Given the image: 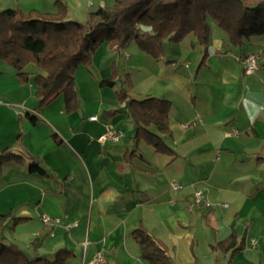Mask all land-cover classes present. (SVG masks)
<instances>
[{
	"label": "crops",
	"instance_id": "1",
	"mask_svg": "<svg viewBox=\"0 0 264 264\" xmlns=\"http://www.w3.org/2000/svg\"><path fill=\"white\" fill-rule=\"evenodd\" d=\"M56 1L79 22L107 7L105 0H96V8L94 0H0V12L52 13ZM129 49L123 60L103 44L88 66L76 69L78 108L71 114L62 97L39 105L34 77L20 83L0 61V152L29 158L1 168L0 215L9 216L0 237L28 258L53 259L65 250V264H90L97 255L101 264H148L131 237L141 227L173 264H264V36L236 48L210 21L207 49L193 37L165 43L160 61ZM247 54L257 59L252 75L237 59ZM119 59L122 75L141 87L131 98L170 102L164 142L171 156L137 142L128 104L122 111L117 104L119 88L100 86ZM122 114L133 125L121 126ZM108 129L122 139L99 142ZM31 163L45 174L29 172ZM171 184L180 189L173 192ZM197 190L211 207L188 209ZM42 215L59 224L44 226ZM231 233L242 250L213 249Z\"/></svg>",
	"mask_w": 264,
	"mask_h": 264
},
{
	"label": "trees",
	"instance_id": "2",
	"mask_svg": "<svg viewBox=\"0 0 264 264\" xmlns=\"http://www.w3.org/2000/svg\"><path fill=\"white\" fill-rule=\"evenodd\" d=\"M54 6L52 13L0 12V61L16 71L20 83L34 77L39 105L62 97L67 114L78 108L76 69L88 66L103 44L119 53L134 45L144 56L160 61L165 43L178 44L193 37L196 44L207 49L210 21L236 48L251 38L264 36V0H114L109 7L90 11L84 22L69 19L64 2L56 1ZM30 64L41 73L28 72ZM111 71V77L100 86L114 88L121 83L116 98L120 104H128L126 115L135 126L134 139L151 147L154 153L171 156L173 153L164 142V137L171 134L170 102L150 96L131 98L122 86L127 84L130 88V80L121 81L125 75L114 65ZM117 114L118 111L111 112L112 116ZM28 159L22 153L4 149L0 152V171L4 164L24 165ZM28 170L45 174L35 163ZM8 216L0 215V235ZM131 237L139 247L140 258L148 264H173L143 228L135 229ZM213 249L233 255L242 250V245L231 233ZM69 256L68 251L60 250L53 259L28 258L0 237V264H65Z\"/></svg>",
	"mask_w": 264,
	"mask_h": 264
},
{
	"label": "built area",
	"instance_id": "3",
	"mask_svg": "<svg viewBox=\"0 0 264 264\" xmlns=\"http://www.w3.org/2000/svg\"><path fill=\"white\" fill-rule=\"evenodd\" d=\"M90 7H92V3H90ZM237 59L241 62L243 73L245 75H252L254 74L257 69V59L254 55L247 54L245 56L237 57ZM90 120L94 121L95 117H91ZM233 135L237 134V131H231L230 132ZM122 139V133L120 131H113L111 129H108V131L102 135L99 138V142L104 143L106 141L110 142H118ZM180 189L179 186L175 184H171V190L173 192H177ZM200 207H206L209 208L211 207V204L209 201L203 197L202 192L200 190H197L193 194V198L191 202L188 203V209L193 210L195 208H200ZM221 207H225V205H221ZM41 222L43 223L44 226L48 228H53L59 224V219L57 218H51L46 215L41 216ZM76 226V225H73ZM72 227V226H71ZM256 243L254 242L253 245ZM103 262V257L101 255H97L90 264H101Z\"/></svg>",
	"mask_w": 264,
	"mask_h": 264
},
{
	"label": "rangeland",
	"instance_id": "4",
	"mask_svg": "<svg viewBox=\"0 0 264 264\" xmlns=\"http://www.w3.org/2000/svg\"><path fill=\"white\" fill-rule=\"evenodd\" d=\"M113 1L114 0H105V5L107 6V7H109V6H111L112 4H113ZM94 2V6H95V8H96V6H97V3H96V0H94L93 1ZM133 45H131V46H129L125 51H123L122 52V54H121V58L123 59V58H125V54H128V55H131V52H130V49L129 48H131ZM97 51V50H96ZM96 53V52H95ZM112 55H115V54H112ZM102 57V56H101ZM106 57H109V55L107 54L106 55ZM116 58H117V56H116ZM119 58V57H118ZM113 60V59H112ZM124 60V59H123ZM111 60L109 59L107 62L109 63ZM123 61H121L120 59H119V61L117 60L116 61V63H114V64H112V65H110V69L112 70V66L114 65L115 67H117V68H119V71H122L123 70ZM27 71L28 72H35V73H41L34 65H32V64H30V65H28V67H27ZM111 74H112V71L110 72ZM122 74V73H121ZM125 76H127V77H125ZM125 76H122L121 77V81H124L125 80V78H128L129 80H130V82H131V87L129 88L128 87V85L126 84V85H122L124 88H127L128 89V91H129V94H130V96L131 95H137V93L139 92V90H140V86L139 87H137V86H135L134 87V83H132V81H131V77H130V75L129 74H127V73H125ZM119 84H121V83H118L117 84V87L118 88H120V86H119ZM115 97H116V94H115ZM116 101H117V104H119V106H120V109H121V111L124 109V107H125V104L123 103V104H120L119 102H118V99L116 98ZM127 104V103H126ZM123 115V118L122 119H120L119 120V122H120V124H121V126L123 125V124H128V123H131L132 124V122L129 120V119H127V117H125V115L124 114H122ZM133 125V124H132Z\"/></svg>",
	"mask_w": 264,
	"mask_h": 264
}]
</instances>
